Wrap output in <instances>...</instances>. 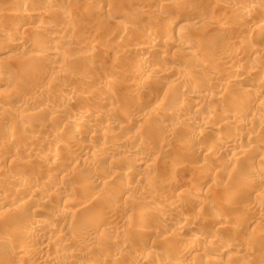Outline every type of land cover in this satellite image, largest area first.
Instances as JSON below:
<instances>
[{"label": "bare ground", "instance_id": "bare-ground-1", "mask_svg": "<svg viewBox=\"0 0 264 264\" xmlns=\"http://www.w3.org/2000/svg\"><path fill=\"white\" fill-rule=\"evenodd\" d=\"M88 2L84 3L88 4ZM234 2H236L235 4L245 5L242 7H235L233 5L229 6V4L228 6H224V10L230 15L231 13L234 14V12L237 13V15L239 16H236L234 18L239 17L242 18L243 21L241 20L242 22H238L234 21L236 19H233V22L231 19H229L226 22L222 23L223 21H220L219 19L218 22H221V24H216V29H213L214 26H210V29H213L214 32V37H211V31L210 38H208L210 35V30H208L209 27L206 31L205 28L200 31L199 27L198 30L200 32H195V37H192L194 39L189 38L187 36L188 32L186 29V27L188 26L184 27V25H180L181 22L178 21L179 17L178 20L173 19L174 12L164 16V13L160 12L162 11L161 9L159 13L157 12L158 14H156L157 18H159L160 20H158V22L155 21V23L152 25H149V22L151 21L144 23L145 20L144 22H136L132 20H137L136 18L138 14H141V17H143V15H146L144 12H140L139 9H133L132 14L134 12L135 16H129V19L132 21H129L130 23L128 24L122 23L121 21L119 22L116 18H114L116 19L114 21H111L109 19L112 22H109L110 26L111 24L113 25L111 26V30L113 27H115L114 29H116L113 30L115 32H112V34L115 35L110 34V27L106 26L104 23L103 24L105 26H98L99 28L97 27V29H99L98 33H101L102 35L104 34L105 36H103L106 38H104V41L102 43L103 48L105 46L104 50L108 55H110V52H114L116 49L117 52L115 53L117 54L113 59H118L119 56L122 55L120 58H123L124 60L121 59L123 60L121 61L119 59L120 63L123 62V64H117L119 65L117 66L114 63V66L116 67L114 68L113 65L111 67L113 69L112 73L115 72L116 74H118L117 76H108L106 78L99 76L98 79L96 78L97 76L95 77L96 79H92L93 77L90 76L91 72L88 74L89 68H86L88 65H92V63L95 62L93 57L94 55H92L93 52L91 49L94 47V45H96L97 42L99 43V41H97L94 36H92L93 38L90 37L91 39L88 38L89 40L87 41H80L81 43H83L82 45L85 44L88 47V50L81 57L80 55H74L73 52H70L71 54H73L71 55L65 51V45L71 38L69 37V39L67 40L66 36L63 35V33L62 35L61 33H58L60 30L63 29L61 31L63 32L70 27V24L67 23V20H71L72 16L66 9H57L58 11H56L55 13L53 12L56 9L55 8L51 13H55L56 16H60L59 18L64 21L66 20V23H63L65 25L67 24V26H58L59 22H61L58 20V22L56 21L58 25L55 26L52 25L53 23L50 25H48L49 23H42L43 21H46L47 18L45 16H38V14L34 12V9H31V11L27 9L28 11H26L17 10V8V12L16 10H14L17 15L14 14L13 16V18L16 19H13V21L11 22V27H8L9 29L7 28L6 30V27L0 25V33L3 34L1 35V37H3L1 39L2 41L0 40V66L2 65V62L7 59H11L12 57H14L13 59L16 61H13V64H15L14 66H12L13 64L7 62L8 60L5 61L6 64L10 66H8V68L11 72V76L9 74L10 79L8 78V75L7 77H5L6 79H8V81L5 78L3 79L4 75L9 71L7 67H4L5 62L3 63L4 65L0 67V84L10 83L11 85H15L21 83L22 85V83L28 82L30 83L29 86L34 88L31 93H29L28 91L29 94H24V98L22 97L23 103L18 104L14 108V111L10 113V115H7L9 104L15 97L13 96V93L10 95L8 90H6L7 95L4 94V89L2 88V90L0 88V90H2V93L4 92V96L0 95V115H2L3 119L13 118V121H17L20 123V125L22 124L24 126L27 125V123L29 124L32 121L36 120L34 122L35 129H47L49 125H46V120H42L43 117L44 119L49 118L50 121H52V119L53 121L56 120L58 124L62 122L64 126V128H62L64 132H55L56 134H53V132L51 133L52 135L49 133V135L51 136L48 137L44 136L38 138L36 136L37 134L35 135L36 137H34L32 136V134L27 135L29 133L24 134L25 132H19L18 134H16L17 132L14 133L16 131L15 130L13 133L12 131L11 133L4 132L7 133L5 135L6 137H4V139L0 138L3 139L2 141H0V147L6 148L12 146L11 144L18 143V141L20 140V142L24 143L25 145L23 146V148H19L16 151L11 149L12 151H14V155H16L17 157H26L27 155L28 157L29 154H32V159L37 161L38 164L40 163L42 167L40 165L39 166L41 168L46 169V173L44 172L43 174H35L36 176L32 175L31 177L28 174V178H22L24 179L23 182H21V184H18L17 187L15 186L16 188L14 187V190L11 191V196L6 194L4 195V191L3 193L0 192V209L6 210L7 213L10 212L8 213L10 214V216L14 215V220L12 218V220L8 219L9 222H11L9 223L8 221H5L6 225L2 224L3 227H1L3 230H1L0 228V264H117L118 261H121V259L123 260V258L118 260L119 257H124V253L126 256V252H128L129 259L132 258L134 260L132 262L134 264H218L216 263V259H218L217 257H221L224 255H227L228 257H226L230 260H228L226 264H251V257L254 258L258 256H260L261 261L260 258H258L259 260H256L259 262L256 263L264 264V248H257L254 244L255 242H257L255 239L254 243L253 241H249L250 244H248L249 242H246L248 246L246 247V249L243 248V250H241L242 248L240 249L239 245L237 246L234 242V239H230V237V240L220 241L221 243L216 240H212L217 239L218 236L221 237L220 231L222 230L216 231L212 234L210 233L211 235H208L209 232L207 231V239L206 233H201L202 228L200 231V228H196L195 225L197 224V220L199 221V219H201L200 213L208 212L209 214L207 215L210 216L211 222H218L221 227H226L227 224V226L230 225V228L234 226L235 228L233 229H236L238 226L240 227V222L242 220H246L245 217H247L248 219L249 216L247 214L251 212L258 217L256 219L257 222L254 224L250 231H256L264 228V197L260 199L257 197L258 193H255L264 190V137H262L264 134V132H262L264 131V45H261V43H264V8L258 10V8L261 7L258 4V0H234ZM180 5L182 6V8L188 7L186 2H182ZM51 10L52 9H50V11ZM253 13L259 14V16L262 18L261 21L257 23L255 22V26L253 23L254 20L251 19V15H253ZM115 14L116 13H114L113 16L117 17V14ZM35 19L36 21H40V24L37 25L36 30L33 29L35 32L33 31V33L31 34L29 33V36L31 35L32 37L28 36L27 38H30V40H27L26 38H23V34H25L26 31V26L28 25V23H30V21H35ZM52 19L50 18V20ZM225 19L227 18L225 17ZM225 19L223 18L222 20ZM232 22L234 24V27L238 25L239 27L242 26V28H239L237 26L240 30H237V32H234L236 31V29L233 30V32L230 29L232 32V37L230 36L231 38L227 39L226 35H228L229 32L224 35L225 37H223L220 33H223L225 26L230 25L229 23ZM190 24L192 25V23ZM230 26H232V24ZM23 27L25 28V31L23 30L24 33L21 35L20 32L21 28ZM251 27L253 28V30L251 29ZM226 28L229 29L232 27L228 26ZM193 29L195 28L193 27ZM228 29L225 30L228 31ZM106 30L108 33L105 32ZM67 32H70V30L68 29ZM206 32L208 35V39H204V35L206 34ZM224 33L226 32L224 31ZM27 34L28 33L26 32L25 35ZM47 35L54 39V41L56 42H53L54 44H45L46 41L48 42L49 40ZM125 40H128L129 44ZM132 41H134V43H132ZM50 42L52 43L51 39ZM71 42L73 43V41ZM97 46L98 45H96V47ZM174 48H178V50H174L175 52L172 53L174 55L172 56V58L174 59H172L168 57L167 53L169 52V49ZM18 50L20 52H25V55H21L23 57L17 56V59V57L15 56L17 55L16 52ZM129 50H134V52H141L139 54L135 52L137 53V55L134 53L136 55H134V58H132V53V59H129L127 58L128 56L125 57L126 53H128ZM4 53H7V55L2 56L1 54ZM156 53L160 55L161 59L164 58V62H167L166 65L163 64L160 57L158 58L157 55V58H155L154 54ZM115 61L116 60H114L113 62ZM126 62L128 64H131L128 70V67H125ZM85 64H87V66ZM128 64L127 66H129ZM124 69L126 71H124ZM205 69L211 70L214 75L208 78L203 77L202 74L204 73L202 72L205 71ZM167 71H170L171 73L175 71L176 73L174 72V75H172V77H169L171 79H168ZM198 73L202 74L198 75ZM12 75L14 76L12 77ZM123 77L125 79H123ZM189 79L196 80V82L194 81L196 83H194V87H196L195 89H191L188 86V88L185 87V85L187 84H185L184 81H189ZM204 79H206L205 83H203ZM182 82L183 84H185L184 87L186 89H183V86L181 84ZM126 83L127 86H125ZM202 83L207 86V88L205 87V89H208L209 87V91H211L210 94H207L205 92L202 93V91H200L203 89H200ZM165 84L167 85L166 87ZM11 85L10 87H12ZM21 85L19 86V89ZM6 86H4V88H7ZM123 86L124 88L127 87L129 92L126 93V90L125 92H121ZM226 86L230 87V93L228 92V87ZM14 88H16V85ZM165 88L167 91L165 90ZM81 89H85L87 91L84 92L85 90L82 91ZM16 90L17 89H15V91ZM144 93L147 95L151 93L150 97L153 98V101L146 100L147 102H143L145 97L142 98V96L144 95ZM228 94H230L231 97H228ZM180 96L182 98H185L183 96H186V98L188 97L190 100H201V98L203 100L204 98L207 99L208 103H210L211 105H216L217 107L211 106L215 108L211 111H203L201 109L194 108L189 113V117L181 118V116H183L182 113H185L182 111L188 107L187 104L189 103V101L187 103L186 101L188 99L186 101L184 100L187 104L182 102V104L180 103L179 106L177 105L176 108H173L172 106L174 104L172 105V103H174V100L176 98L180 99ZM48 99L50 102H52L47 103ZM115 99L119 102V104H116H121L120 106L122 107L117 106L114 103ZM152 102L153 104L154 102L155 104H158V102L159 104L163 103V107L165 106L164 108L162 107L163 111L160 110L161 113H159L158 111V114H156V112H154V114L149 112V110H147L146 108L147 106L152 105ZM76 103H80V105L77 106ZM177 103L179 102L177 101ZM30 104H36V106H34L33 108L29 107L30 109L26 107L28 108V110H26L25 106H30ZM73 104H76L75 107H78L77 109L79 110V113L67 115V110H70ZM123 109H125V112L122 111ZM137 110L141 112V115H138V117H136L137 121L132 127L135 128L136 134H134V136H127V138L125 139L122 138L123 134L122 137H120L121 135L118 136V132L121 134L122 132L126 133L127 131L128 133V131H130L129 129L131 128L132 123L129 122L130 120H128L127 117L129 115H133L132 112L136 114L138 112ZM28 111L29 113L26 114ZM38 118L40 119L38 120ZM17 122L15 124H17ZM225 126L227 128L230 127L229 129H234V131L231 129L232 132L228 133L229 135H226L227 137L224 138L216 136L218 135L216 134L217 132L214 136L212 134V145H209L210 143L207 144L203 142L204 140L202 139H205V130L211 131L216 130V128ZM2 130H4V127ZM179 132L186 133L183 134L182 139L181 136L179 137L176 134ZM40 134V136H42V133ZM224 134L225 133L223 132L222 135ZM82 138H87L88 142L86 144H82ZM179 139L185 140L181 142V140L179 141ZM95 141H97V145L94 146V144L96 143ZM39 142L46 145H51L50 148L48 147L49 145L47 146L49 148V150L47 149V153L33 152V147L38 148V145L40 147L41 143L39 144ZM28 143H31V147L33 149L28 147ZM171 144H173V147L175 146L176 149H174L176 150L178 155L177 157L180 161H190V163L187 164V171L189 169L192 174L190 175V178H197L195 179V182H193V184H191L192 181L180 183L182 179L179 180L178 176L173 177L174 175L170 173L172 168L176 169L175 171L181 168V162L178 164L175 163V165L172 164L170 169H164L165 171L162 170L160 172L161 178H159L157 181L158 183H156L158 185L155 184L157 187L154 185L153 181L151 182L148 179L149 177L147 178L148 175H146V179L145 177L141 179V177L139 176L140 180L136 181L134 180L135 175L133 177L134 179H131L132 175L129 174L132 171L134 172L140 168H143L144 170H147V172H150L156 168L155 163H153V161L148 158V147H168ZM10 148L7 149L8 152L10 151ZM109 151H121L124 152V154H126V156L128 157L135 156L137 158V160H134L133 163H131L132 165L130 167L125 169L122 175V179H120L121 177L119 178L120 180L119 182H117V184L119 183L121 185H119V189L114 185L116 184L114 183L116 182V180L113 182V185L110 183L108 174L104 173V176H101V174L103 173L102 171L104 170L101 169L102 171H100V166L102 167L104 163L102 165L100 161L106 158ZM169 151L171 150H168L167 152ZM8 152L6 154L10 155V153ZM163 154L165 156V153ZM196 156H198V158L203 157V160H205V164H200L203 161L200 162L194 160ZM19 163L20 162H18V164ZM29 163H32V161ZM34 164L35 163H33V165ZM77 164H80V166H78ZM232 165H240L238 174H236L237 176L235 177L237 178V180H235L236 182L231 184L224 193H221L220 196L216 198L217 195L215 194L214 196L215 192H213V186H209L207 188V185H205L208 183L207 179L205 180V177L207 175L206 173H209L206 170H208V168L211 169L212 167L214 168V170L220 168L223 172V170ZM78 167L80 168L78 169ZM97 169L102 172L99 174L101 177L97 175ZM174 169L172 170V172L174 171ZM15 170L18 171V169L16 168ZM75 173H78L79 179H76L78 181L74 180L75 182H73L72 180L78 176H76ZM7 175L8 173L5 174L6 178ZM96 175L98 176L97 179H95ZM3 176H0V178ZM17 176L18 175L13 174L11 176V179L9 177L8 178L10 179V181L13 179V181L11 182H15L14 180L17 178ZM59 178L61 180H64L65 182L71 181L72 183H66L68 184L67 186L65 183V185H61L59 183L57 184L56 179L59 180ZM9 179L7 181H9ZM61 180H59L58 182H60ZM197 180L198 182H196ZM76 182L78 185L80 183V185L77 186ZM107 182L110 183L111 186ZM101 183H103L104 185L107 184L109 187L106 188V190L103 192V195L99 197L98 195H95L98 198L97 199L96 197L91 196L93 193L97 194L94 191L95 188L93 190V188L91 189V187L94 184H97L99 186V184ZM97 185L96 187L98 188ZM166 185H173L174 190L169 189V192V190L167 189V191L163 188ZM50 187H55L53 189L54 192L52 191V193L56 195H53L55 197H53L52 201L48 200V198L52 196V194L49 192ZM161 187L164 190H161ZM154 188H158V190L155 192ZM90 189L91 192L92 190L93 192H90L91 195L90 193L89 195L91 196V198L93 197L97 200L95 203L96 207H99L100 205V209L101 206L110 205V207L108 206L110 210H106L104 208L106 212H102V209L100 210L101 212H99L98 207L95 209L92 205V208L95 209L92 212L94 213V215L91 216L90 213L85 212L86 210L84 211V208H86L85 206L89 205L90 203H88V200L93 202V199L91 200L90 196H88V193L85 192V190L89 192ZM81 192L84 194L86 193L89 199H86L87 196H81ZM134 192L140 193L139 198H135ZM210 192L212 194L211 199H214L215 197V200L208 203L209 201L206 202V200L202 199L200 196L204 193L208 195V193ZM78 194L81 195L79 196ZM98 201L99 205L97 204ZM112 202L114 204H112ZM54 205H61L63 206L62 208H64L63 211L60 210L62 213H57L61 215V221H63L62 219L67 220L68 217L71 216L69 219H72V222L70 221L71 223L67 222L68 220H65L66 223L70 224V226L67 224L69 227H67L65 224L67 228L65 227V229H60V225L58 226V220L56 218L57 216H54L55 214H53V211V215H49L50 213L46 212V207L52 208L54 207ZM117 205L125 207V209L123 207L121 210H123L124 216H126L125 212L129 213V219L125 220V218L124 221H121L120 223L115 220L116 217H114L113 219V217L111 216L113 213L111 212L116 210ZM36 206H40L42 209H39L40 207H37V209ZM196 208L198 209V211L195 210ZM87 210L92 211L89 208ZM195 211H197V213ZM8 214H6L7 216H4L8 217ZM195 214H197V216ZM198 214H200V216H198ZM249 215L251 217V214ZM205 217L206 216H204V218ZM3 218L0 219L2 220ZM58 218H60V216H58ZM17 220L19 222H17ZM186 220L191 222V227L189 226L188 228V225L181 223ZM112 221L113 223H111ZM65 222L63 221V223ZM63 223H61V225ZM250 224L253 225L252 222L244 225L250 226ZM4 226H6L5 229ZM12 226H14L13 231L10 230ZM172 226H178V230H191L190 232H188L190 235L188 239H186L187 242L184 243L186 241L184 240V242L178 249L175 245V235L178 234V231L175 232V230L172 232L170 231L171 233L168 232L170 234V237H168V239H161V236V238L159 237L160 241H158L159 239H156L154 237L155 239H152L154 241H152L153 246H150L151 248L147 250L145 248H147L148 246H143V248L145 247L144 252L142 250V252L140 250L131 251V249H133L131 247V249L129 250L128 247L130 245L128 246L126 242L128 238L125 241L121 239L122 237H120L123 236V234L126 235L128 229H131L132 234L138 238H144V236L147 237V235H150L152 231H154L152 235L158 237L159 234L157 236V233H160L161 230H165V233H167V231L169 230L166 229L172 228ZM199 226L202 227L201 225ZM246 226L244 228H246ZM240 228H237L236 232ZM98 230H102L103 232L101 231L102 233L99 234L97 233ZM200 234H203L204 236L201 237ZM263 235L264 234H261L262 237H264ZM220 237L218 239H220ZM99 238L100 240H106H103L101 242ZM148 239L149 238H147V241H145V243L147 244ZM129 241L131 242V240ZM96 243L98 244L96 245ZM100 243L103 244L98 250L99 246L101 245ZM143 245L145 244L143 243ZM72 246L74 247V250L73 248H71ZM76 246L79 248L81 246L82 248H88V251L92 250V252L89 251L91 252L92 256L93 254L98 256L100 254L104 259H102L101 257L100 259L102 260H100L99 258L94 259V256L92 258L90 257L91 259H86L84 258V256H80L78 255V253L76 254V252H74L76 251ZM115 246H120L121 250L118 251ZM218 246L220 247L217 248ZM114 247V251H118L119 253L114 252L113 254H111ZM95 248L98 250L97 252ZM234 251L240 254L238 256H234ZM253 253H258V256H254ZM232 255L234 256V258L237 257V259L239 257V261L232 259ZM16 259H18V262H15ZM154 260L156 261L155 263ZM252 263L254 264V261Z\"/></svg>", "mask_w": 264, "mask_h": 264}, {"label": "rangeland", "instance_id": "rangeland-1", "mask_svg": "<svg viewBox=\"0 0 264 264\" xmlns=\"http://www.w3.org/2000/svg\"><path fill=\"white\" fill-rule=\"evenodd\" d=\"M34 0H19V1H15V0H0V25L1 26H3V27H6L5 29L7 30V28L9 27H11V22L13 21V19H16V18H13V16H14V14L15 15H17V10H26V11H31V9L33 10L34 9V12H36L37 14H38V16H40V17H43V16H45L47 19H48V21H47V19H46V21H43L42 23H45V24H47V23H49L48 25H50V24H52L53 26H55V25H58V21H61L62 22V24H61V22H59V25L58 26H60V27H62V25H64V26H67V24L65 25L63 22H65L66 23V20L64 21V20H62L61 18H59L60 16H56L55 15V13H56V11H58L57 9H63V10H67V11H69V14H71V16H72V18H71V20L69 19V20H67V23L68 24H70V27H69V25H68V27L69 28H67V30L66 31H63V32H61L62 30H58L59 31V33L58 34H60L61 33V35H62V33H63V35H65L66 36V39L68 40L69 39V37L71 38L70 40H68L67 41V44L65 45V51L66 52H68L69 54H71L72 52H73V54L74 55H80V57L88 50V47H87V45H82L83 43H81V42H84V41H87V40H89V39H91V38H93L92 36H94L95 38H96V40L97 41H99V43L97 42L96 43V41H95V43H96V45H98L97 47H96V45H94V47L91 49L92 50V55H94L93 57H94V61L96 62H94V63H92V65L90 64V65H88L87 66V64H85L87 67L86 68H89L88 69V74L90 73L91 75L90 76H92L93 78L92 79H98V77L99 76H101V77H111V76H117L118 74H116L115 72H113L112 73V71H113V69L111 68L112 67V65H113V67L115 68L116 66H114L115 64L117 65V64H123V62H121L120 63V60L121 59H123V58H120L121 56H119V58L118 59H113L114 58V56H116V54L117 53H115V52H117L116 51V49H115V51L114 52H110V55H108L106 52H105V46H104V48H103V41H104V36L100 33H98V30L99 29H97V27L98 26H109L108 28H109V30L111 31V33L109 32V30H108V32L110 33V34H112V32H115V31H113V30H116V29H114L115 27H113L112 28V30H111V26H113L112 24H111V26H110V23H112L111 21H114V20H118L119 22L121 21L122 23H130L132 20H134V21H136V22H139V21H143L144 22V20H145V22L144 23H146V22H149V21H151V22H149V25H152V24H154L155 23V21H157L158 22V20H160L159 18H157V15L156 14H158L159 13V11H160V9L162 10V11H160V12H163L164 14V16H166V15H169L170 13H173V19H176V20H178V17H179V22H181L180 23V25L182 24V25H184V27L185 26H188V27H186V29H187V32H188V34H187V36L189 37V38H192V37H195V32H200V31H202L204 28H205V31L207 30V28H208V30H210V35H209V37H208V35H207V32H206V34L204 35V39H208V38H210V36H211V31H212V36L211 37H214L213 36V29L215 28V27H217V26H215L216 24L217 25H219V24H221V22H218V20L220 19V21H223L222 23H224V22H226L227 20H229V19H231L232 21H233V19H236V20H234V21H238V22H242L243 21V19L242 18H239V17H237V18H234V17H236V16H239V15H237V13H235L234 12V14L233 13H231V15L228 13V12H226L225 10H224V6H228L229 4V6H231V5H233V6H235V7H242V6H244L245 4H235L236 2H234V0H218V1H216V0H35L34 2H33ZM38 1V2H37ZM41 1V2H40ZM89 1V2H88ZM183 3H185L186 2V4H187V6L188 7H185V8H182V6L180 5L182 2ZM214 3H213V2ZM15 2V3H14ZM21 2V3H20ZM33 2V3H32ZM45 2V3H44ZM49 2V3H48ZM84 2H88V4H85ZM258 4H259V6H261V7H259L258 8V10H261L262 8H264L263 7V4H264V0H258ZM47 3H48V5H47ZM217 3V4H216ZM224 3H226V4H224ZM26 4V5H25ZM49 4H50V7H49ZM52 4V5H51ZM85 4V5H84ZM167 4V5H166ZM177 4V5H176ZM193 4V5H192ZM219 4V5H218ZM20 5V6H19ZM31 5V6H30ZM86 5H88V6H86ZM180 5V6H179ZM191 5V6H190ZM216 5H218V6H216ZM29 6V7H28ZM36 6V7H35ZM56 6V7H55ZM192 6H193V8H192ZM220 6V7H219ZM20 7V8H19ZM38 7V8H37ZM166 7V8H165ZM14 8V9H13ZM16 8H17V10H16ZM30 8V9H29ZM49 8V9H48ZM56 8V9H55ZM67 8H69V9H67ZM90 8H92V9H90ZM182 8V9H181ZM188 8V9H187ZM11 9V10H10ZM28 9V10H27ZM50 9H52L51 11H50ZM53 9H55L54 11H53ZM133 9L134 10H138L139 9V11L140 12H144L146 15L144 16L143 15V13H142V15H143V17H141V14H138V16H137V20H135V19H132V20H130L129 19V16H135V14H134V12H133V14H132V11H133ZM168 9V10H167ZM184 9V10H183ZM222 9H223V11H222ZM14 10H16V12L14 11ZM37 10V11H36ZM71 10V11H70ZM172 10V11H171ZM193 10H195V11H193ZM14 11V12H13ZM55 12V13H51V12ZM48 12V13H47ZM71 12V13H70ZM158 12V13H157ZM114 13H116L115 15L117 16V17H115V16H113L114 15ZM44 14H46V15H44ZM224 14H225V17L227 18V19H225V17H224ZM51 15V16H50ZM112 15V16H111ZM255 15H258V16H255ZM228 16V17H227ZM21 17H22V15H21ZM159 17V16H158ZM230 17V18H229ZM253 17V18H252ZM50 18L52 19V18H54L55 19V22L57 23H55L54 22V19H52L53 20V22H52V20H50ZM58 18V19H57ZM114 18H116V19H114ZM225 19V20H222V19ZM44 19V20H45ZM61 19V20H60ZM111 21H110V20ZM251 19H253L254 20V26H255V22L257 23V22H259V21H261L262 20V18L259 16V14H257V13H253V15H251ZM259 19V20H258ZM230 20V21H231ZM240 20V21H239ZM242 20V21H241ZM253 20H251V21H253ZM69 21V22H68ZM130 21V22H129ZM154 21V22H153ZM233 21V22H234ZM32 22V23H31ZM100 22V23H99ZM106 22V23H105ZM110 22V23H109ZM153 22V23H152ZM233 22L232 23H229L230 25L232 24V26H230V25H226L225 26V29H228V28H226V27H232V28H229L228 29V31L227 30H225L224 29V31L226 32V33H224V31H223V33H220L223 37H225L224 35L225 34H227V32H229L228 33V35H226V37H227V39L229 38H231L232 36V32H233V30H235L236 29V31H234V32H237V30L238 31H240L239 30V28H242V26L241 27H239L238 25H236L235 27H234V24H233ZM238 22H235V23H238ZM10 23V24H9ZM55 23V24H54ZM105 25H104V24ZM190 23H192V25L190 24ZM193 23H195V24H193ZM31 24V25H30ZM40 24V21H36V19H35V21L33 20V21H30V23H28V25L26 26V29L23 27V28H21V35L24 33L23 32V30L25 31V34H26V32L28 33L27 35H25V34H23V38H26L27 40L29 39L30 40V38H27L28 36H29V33L31 34V33H33V31L34 30H36L37 28V25H39ZM61 24V25H60ZM8 25H10V26H8ZM95 27H94V26ZM189 25H190V27H189ZM256 25H258V24H256ZM32 26V27H31ZM57 26V27H58ZM213 27V29L211 30L210 28L211 27ZM239 28H238V27ZM31 27V28H30ZM192 27V28H191ZM193 27L195 28V29H193ZM199 27H200V31L198 30L199 29ZM8 28V29H9ZM29 28H30V30H29ZM70 28H72V29H70ZM74 28V29H73ZM99 28V27H98ZM255 28V27H254ZM34 29V30H33ZM68 29L70 30V32H67L68 31ZM216 29V28H215ZM232 30V32H231V30ZM251 29L253 30V28L251 27ZM31 30H32V32H31ZM107 30L105 31V32H107ZM196 30V31H195ZM29 31V32H28ZM217 31V30H216ZM35 32V31H34ZM67 32V33H66ZM107 32V33H108ZM80 35H79V34ZM73 34V35H72ZM96 36H95V35ZM1 35H3V34H1L0 33V40L3 38V37H1ZM25 35V36H24ZM33 35V34H32ZM68 35V36H67ZM75 35V36H74ZM100 35V36H99ZM112 35H115V34H112ZM31 36V35H30ZM29 36V37H30ZM88 36V37H87ZM103 36V37H102ZM231 36V37H230ZM32 37V36H31ZM47 37L49 38V40H48V42L46 41V43L45 44H54L56 41H54V39H52L51 37H49L48 35H47ZM74 37H76V38H74ZM91 37V38H90ZM208 37V38H207ZM47 38V39H48ZM84 38V39H83ZM85 38H87V39H85ZM89 38V39H88ZM94 38V39H95ZM100 38V39H99ZM50 39H51V41H52V43L50 42ZM73 39V40H72ZM78 39H80V40H78ZM106 39V38H105ZM192 39H194V38H192ZM84 40V41H83ZM2 41V40H1ZM71 41H73V43L71 42ZM81 41V42H80ZM101 41V42H100ZM125 41H127V43L129 42L128 40H125ZM54 42V43H53ZM69 42V43H68ZM77 44H76V43ZM43 43V44H44ZM94 43V44H95ZM132 43H134V41H132ZM69 44V45H68ZM72 44V45H71ZM100 44H101V46H100ZM105 44V43H104ZM129 44V43H128ZM106 45V44H105ZM261 45H264V43L262 44L261 43ZM68 47V48H67ZM80 47H82V48H80ZM84 47V48H83ZM99 47V48H98ZM97 48V49H96ZM0 49H1V47H0ZM3 49V48H2ZM72 49V50H71ZM176 48H174V49H169V52L167 53V55H168V57H170V58H172V56H174L172 53L173 52H175L174 50H175ZM69 50V51H68ZM74 50V51H73ZM91 50H89V51H91ZM117 50H119V49H117ZM176 50H178V48L176 49ZM19 51V50H18ZM16 52L17 53V55L15 56V57H23L24 55H25V52ZM22 51V50H21ZM95 51V52H94ZM97 51V52H96ZM106 53H104V52ZM112 51H113V49H112ZM132 51V52H131ZM71 52V53H70ZM131 52V53H130ZM135 52H137V51H135ZM134 52V50H129L128 51V53H126V56L125 57H127V58H129V59H132V58H134L136 55H137V53L139 54L141 51H138L137 53H135ZM20 53V54H19ZM78 53V54H77ZM88 53H91V52H88ZM133 53V54H132ZM136 55H135V54ZM73 54H71V55H73ZM114 54V55H113ZM120 54V53H119ZM130 54V55H129ZM131 54H132V56H131ZM170 54V55H169ZM175 54V53H174ZM2 56H5V55H7V53L5 54H1ZM21 55H23V56H21ZM108 55V56H107ZM113 55V56H112ZM135 55V56H134ZM156 55H157V57L159 58L160 57V55L158 54V53H156V54H154V56H155V58H157L156 57ZM159 55V56H158ZM18 57H17V59H18ZM132 57V58H131ZM167 57V58H168ZM14 57H12L11 59H7V60H5V61H7V62H9L10 64H13V61L14 62H16L14 59H13ZM99 58V59H98ZM101 58V59H100ZM104 58V59H103ZM116 58V57H115ZM16 59V58H15ZM16 59V60H17ZM106 59H108V60H106ZM112 59V60H111ZM120 59V60H119ZM160 59H161V57H160ZM172 59H174V58H172ZM114 60H116L115 62H113ZM119 60V61H118ZM124 60V59H123ZM123 60H121V61H123ZM4 61V62H5ZM161 61L163 62V64H165L166 65V61L164 62V58H162L161 59ZM4 62H2L1 64V66H3L4 64H5V68L7 67V69L9 70L8 71V73L7 74H5L4 75V77H3V79L5 78V77H7V75H8V78H9V74L11 73L10 72V69L8 68V64H6V62L4 63ZM119 62V63H118ZM4 63V64H3ZM115 63V64H114ZM127 63V62H126ZM125 63V67L127 68V70L129 69V67H130V65L131 64H128L129 66H127V64ZM130 63V62H129ZM110 66H109V65ZM7 65V66H6ZM15 64H13L12 66H14ZM106 67H105V66ZM119 65H117V66H119ZM168 65V64H167ZM0 66V67H1ZM3 67V68H4ZM10 67V66H9ZM82 67H84V66H82ZM98 68V69H97ZM110 68V69H109ZM2 69V68H1ZM6 69V70H7ZM112 69V70H111ZM100 70V71H99ZM107 70V71H106ZM5 71V70H4ZM97 71V72H96ZM105 71V72H104ZM109 71V72H108ZM124 71H126L125 69H124ZM211 70H209V69H205V71H203L202 73H204V74H202V76L203 77H206V78H208V77H211L212 75H214V73H212V71L210 72ZM101 72V73H100ZM173 72V71H172ZM175 72V71H174ZM173 72V73H174ZM167 73H168V76H167V78L168 79H171V78H169L170 76L172 77V75H174L173 73H171L170 71L168 72L167 71ZM176 73V72H175ZM94 74V75H93ZM97 74V75H96ZM201 74H199L198 73V75H201ZM209 74V75H208ZM10 76H11V74H10ZM14 75H12V77H13ZM97 76V77H96ZM96 77V78H95ZM29 78V77H28ZM6 79V78H5ZM10 79V78H9ZM123 79H125L124 77H123ZM195 79V78H194ZM255 79V78H254ZM7 81H8V79H6ZM5 80V81H6ZM188 80V79H187ZM187 80H183L184 81V83L185 84H187V85H185V84H183V82L181 83L182 84V86H183V89H186L185 87H189V88H193V89H195L196 87H194V83L196 82V80H191V79H189V81H187ZM205 80L206 79H204V82L203 83H205ZM195 81V82H194ZM165 82H167V81H165ZM193 82V83H192ZM4 83H7V82H4ZM191 83V84H190ZM202 83V86H200L201 88L200 89H202V90H200V91H202V93L203 92H205V93H207V94H210L211 93V91H209L210 89H209V87H208V89H205V87L207 88V86L205 85V84H203ZM19 84V85H18ZM18 84H15L16 85V88H14L15 87V85L13 84V85H11L10 83L8 84H3V83H1L0 85V88L2 89H4V91H5V93L4 94H6L7 92H6V90H8V92L10 93V95L13 93V96L15 97V98H13V96H12V100H11V102H10V104H9V109H10V111H9V109H8V114L7 115H10V113H12L13 111H14V108L18 105V104H21V103H23V98H24V94L25 95H27V94H29V93H31L32 92V90L34 89V88H32V87H30L29 86V84L30 83H28V82H24V83H22V85H21V83H18ZM193 84V85H192ZM196 84V83H195ZM7 85V86H6ZM10 85L12 86V87H10ZM18 85V86H17ZM21 85V87H20V89H19V86ZM184 85H185V87H184ZM205 85V86H204ZM4 86H6L7 88H4ZM9 86V87H8ZM24 86V87H23ZM125 86H127V83H126V85ZM167 85L165 84V87H166ZM28 87H30L31 88V90H30V88H28ZM187 87V88H188ZM226 87H228V86H226ZM14 88V89H13ZM25 88V89H24ZM2 89V90H3ZM15 89H17L16 91H15ZM22 89V90H21ZM29 89V90H28ZM167 89H169V88H167ZM205 89V90H204ZM2 90H0V95L2 96L3 95V93H2ZM20 90V91H19ZM27 90V91H26ZM82 91H84L85 89H81ZM80 90V91H81ZM125 90H126V93L127 92H129V90L127 89V87L126 88H124V86L122 87V89H121V92H125ZM165 90H166V88H165ZM227 90V89H226ZM16 92V94H15V92ZM22 91H24V92H22ZM28 91H29V93H28ZM87 90H85L84 92H86ZM167 91V90H166ZM207 91V92H206ZM230 91V87H228V92ZM26 92V93H25ZM227 92V91H226ZM8 93V94H9ZM201 93V92H200ZM201 93V94H202ZM213 93V92H212ZM230 93V92H229ZM125 94V93H124ZM143 94V93H142ZM150 94L151 93H149L148 95L147 94H145L144 93V95L142 96V98H144V100H143V102H147V101H153V98H151L150 97ZM7 95V94H6ZM145 95H147V96H145ZM229 96L228 97H231L230 96V94H228ZM4 96V95H3ZM23 97V98H22ZM148 97H150V98H148ZM183 97H185V98H182L181 96H180V99L179 98H176L175 100H177L179 103H177V101H175L174 100V103H172V107L174 108H176L177 107V105L179 106L180 105V103L182 104V102L183 103H188V101H189V103L187 104L188 105V109L186 108L185 110H183L182 112H185V113H182L183 114V116H181V118L183 117H189V113L192 111V109H194V108H198V109H201V110H203V111H211L212 109H215V108H213V107H217L216 105H211L210 103H208V101H207V99H204L203 98V100H205V101H203L202 100V98H201V100L200 99H189L188 97L186 98V96H183ZM147 98V99H146ZM149 99V100H148ZM183 99V100H182ZM188 99V100H187ZM147 100V101H146ZM179 100H181V101H179ZM186 102H185V101ZM115 102V104L117 103V104H119V102L115 99L114 100ZM15 102H17V103H15ZM46 102V101H45ZM50 101H49V99L47 100V103H49ZM52 102V101H51ZM50 102V103H51ZM192 102V103H191ZM25 103V102H24ZM177 103V104H176ZM208 103V104H207ZM77 104V106L78 105H80V103H76ZM76 104H73L72 105V107L70 108V110L68 109L67 110V115H71V114H77V113H79L78 111V107H75L76 106ZM116 104V105H117ZM157 104V103H156ZM155 104V102H154V104H153V102H152V105H149V106H147V110H149V112H151V113H153L154 114V112H156V114H158V111H159V113H161V111L160 110H162L163 111V108L165 107H163V103L161 104H159V102H158V106ZM121 105V104H120ZM120 105H117V106H120ZM155 105V106H154ZM162 105V106H161ZM176 105V106H175ZM34 106H36V104H33V105H31L30 104V106H25V108L26 107H34ZM161 106V107H160ZM211 106H213V107H211ZM74 107V108H73ZM120 107H122V106H120ZM158 107V108H157ZM163 107V108H162ZM171 107V108H172ZM28 108H26V110H28ZM29 108V109H30ZM76 108V109H75ZM207 108V109H206ZM72 109V110H71ZM186 110H188V111H186ZM123 112H125V109H123L122 110ZM138 111V110H137ZM136 111V112H137ZM70 112V113H69ZM29 113V111L26 113V114H28ZM141 112L140 111H138L136 114L134 113V112H132V114L133 115H129L127 118H128V120H130L129 122H131L132 124V126H131V128L129 129L130 131H128V133H127V131H126V133L125 132H122L121 134L118 132L117 133V135L118 136H120V137H122V134H123V137L122 138H127V136H134V134H136V130H135V128H132L133 127V125H135V123H136V121H137V118L136 117H138V115L140 116L141 114H140ZM40 117V116H39ZM5 118V117H4ZM46 118V117H45ZM1 119H3V117H2V115H0V138H3L4 139V137H6L5 135L7 134V133H11V131H12V133L14 132V133H16V134H18L19 132H21V133H24V134H27V133H29V134H27V135H31L32 134V136H34V137H44V136H46V137H48V136H51L52 134L51 133H53V134H56L57 132L58 133H62V132H64V130L62 129V128H64V126H63V123L61 124H58V122L56 121V120H54L53 121V119H52V121H50V119L49 118H47V119H44V117L42 118V120H46L47 121V124L46 125H49L48 127H47V129L45 130H41V129H35V121H32L31 123H27V125H20V123L19 122H17V121H13V118H11V119H3V120H1ZM40 118H38V120H39ZM49 119V120H48ZM11 120V121H10ZM15 120V119H14ZM42 120H41V122H42ZM132 120V121H131ZM6 121V122H5ZM17 122V124H15ZM57 122V123H56ZM33 124V125H32ZM20 125V126H19ZM31 125V126H30ZM58 125H59V127H58ZM3 127H4V130H2L3 129ZM23 127H24V129H23ZM31 127V128H30ZM58 127V128H57ZM229 127V126H228ZM8 128V129H7ZM30 128V129H29ZM222 128H226V129H222ZM230 128V127H229ZM229 128H227L226 126L225 127H220V128H216V130H211V131H209V130H205L204 131V135H205V139L203 138L202 140H204L203 142H205V143H207V144H209V145H212V143H211V137H212V134H213V136L214 135H216V134H218V135H216V136H219V137H222V138H224V137H227L229 134L228 133H231L232 131H231V129H229ZM21 129V130H20ZM23 129V130H22ZM134 129V130H133ZM218 129H221V130H218ZM228 129V130H227ZM7 130V131H6ZM20 130V131H19ZM34 130V131H33ZM38 130V131H37ZM42 132H41V131ZM61 130H63V131H61ZM204 130V129H203ZM224 130V131H223ZM230 130V131H229ZM233 131H234V129H232ZM261 130V129H260ZM2 131V132H1ZM40 131V132H39ZM61 131V132H60ZM132 131V132H131ZM134 131V132H133ZM214 133H213V132ZM220 131V132H219ZM228 131V132H227ZM4 132H7V133H4ZM56 132V133H55ZM217 132V133H216ZM223 132L225 133L224 135H222L223 134ZM227 132V133H226ZM262 132H264V131H262ZM40 133H42V136H40L41 134ZM44 133V134H43ZM49 133L51 134V135H49ZM67 133V132H66ZM69 133V132H68ZM185 132H179V133H176L177 134V136H181V139H182V136H183V134H184ZM216 133V134H215ZM222 133V134H221ZM34 134V135H33ZM37 134V135H36ZM175 134V135H176ZM180 134V135H179ZM186 134V133H185ZM203 134V133H202ZM36 135V136H35ZM227 135V136H226ZM87 137V136H86ZM262 137H264V134H263V136ZM85 138V137H84ZM84 138H82L83 140H82V144H86L87 142H88V139L86 138V139H84ZM187 138V137H186ZM185 138V139H186ZM221 138V139H222ZM3 139H0V141H2ZM37 139V138H36ZM181 139H179V141L181 140ZM185 139H183V140H181V142L182 141H184ZM264 139V138H263ZM86 140V141H85ZM20 140L18 141V143H14V144H11L12 146H10V147H0V176H3V177H1L0 178V192L1 193H3V191L5 192V193H3L4 195L6 194V195H9V196H11V194H12V192L11 191H13L14 190V187L16 186H18V184H21V182H23V180L27 177H29V175H30V177L32 176V175H37V174H43L44 172L46 173V169L45 168H41L42 166H41V164L39 163H37V161H35V160H33L32 159V154H29L28 155V157H27V155H26V157H17L16 155H14L15 153H14V151H16L17 149H19V148H23V146L25 145L24 143H22V142H20ZM96 143L94 144V146L95 145H97V141H95ZM202 142V141H201ZM1 143V142H0ZM41 142H39V144H40ZM90 143V142H89ZM173 143H175V142H173ZM22 146H21V145ZM42 144H43V146H42ZM27 145V144H26ZM30 145V146H29ZM49 144H44V143H41L40 144V147H39V145H38V148H35V147H31V143L29 144L28 143V147L29 148H31V149H33L34 151V153H37V152H46L47 153V151L49 150V148H50V146L51 145H49ZM173 144H171V145H169L170 147H171V149H170V147L168 146V147H159V148H157V147H152L151 148V146L150 147H148L147 149L149 150V151H147V154H148V158L150 159V160H152L153 161V163H155V165H156V168L155 169H153L152 171H150V172H147V170H144L143 168H140V169H138L137 171H132L129 175H132L131 176V179H134L133 177H134V175H135V179L134 180H140L139 178L141 177V179L142 178H144L145 177V179H146V175H148L147 176V178L152 182L153 181V183H154V185L156 184V183H158L157 181H158V179L159 178H161V174H160V172L163 170V171H165V170H168V169H170L171 168V166H172V164H174L175 165V163L176 164H178V163H180L181 162V164H180V167L181 168H179L177 171H175L176 169H174V168H172V170L174 169V171L172 172V170L170 171V173L171 174H173L174 176L173 177H175V176H178L179 178V180H181L182 179V181L180 182V183H185V182H187V181H189V182H191L192 181V183L191 184H193V182H195V179H197V178H190L191 176L190 175H192L191 174V172L189 171V169H188V171H187V164H189L190 163V161H180L179 160V158L177 157L178 155H177V152H176V148H175V146L173 147L172 146ZM16 146H20V147H16ZM49 148H48V147ZM37 147V146H36ZM5 148V149H4ZM8 148H10L9 150V152L7 151V149ZM175 148V149H174ZM1 149H2V153H3V155H2V153H1ZM4 149V150H3ZM14 150V151H12V150ZM48 149V150H47ZM6 150V151H5ZM36 150V151H35ZM39 150V151H38ZM168 150H171L172 151V153H171V151H169V152H167ZM30 151V150H29ZM122 151V150H121ZM121 151H118V152H111V151H109V153L107 154V156H106V158L105 159H103V160H101L100 161V163L103 165V163H104V165L101 167L100 166V171H102L101 169H103L104 171H102V172H100L98 169H97V171H96V173L98 172V174L97 175H99L100 173H102L101 174V176H104L103 174L104 173H106V174H108V176H109V181H110V183L113 185V182L116 180V182H114V183H116V184H114L116 187H118V189H119V183L117 184V182H119V180L120 179H122V175H123V172L125 171V169H127L128 167H130L132 164L131 163H133V161L134 160H137V158L135 157V156H126V154H124V152H121ZM174 151V152H173ZM5 152V153H4ZM10 153V155L9 154H6V153ZM32 152V153H33ZM167 152V153H166ZM176 152V153H175ZM11 153H13V154H11ZM163 153H165V156H164V154ZM174 153V154H173ZM7 157H6V156ZM14 155V156H13ZM164 156V157H162V156ZM124 156H126V157H124ZM161 156V157H160ZM16 157V158H15ZM30 157V158H29ZM123 157V158H122ZM200 157V156H199ZM2 158V159H1ZM12 158H13V160H15V161H13L12 160ZM15 158V159H14ZM110 158H112V159H110ZM197 158V159H196ZM196 158H194V160H197V161H200V162H202V163H200V164H205L204 163V161L205 160H203V157H200V158H198V156H196ZM19 159V160H18ZM114 159H115V161H114ZM158 159V160H157ZM18 160V161H17ZM22 162H21V161ZM27 160V161H26ZM111 160H112V162H111ZM123 160V161H122ZM155 160H157V161H155ZM25 161H26V163H25ZM32 161V163H29V162H31ZM35 161V162H34ZM120 161V162H119ZM155 161V162H154ZM15 162H17V163H15ZM18 162H20L19 164H18ZM22 163H25V164H22ZM33 163H35L34 165H33ZM80 163V162H79ZM15 166H14V165ZM81 164V163H80ZM80 164L78 165V166H80ZM199 164V165H200ZM16 165H17V167H16ZM19 165V166H18ZM37 165H38V167H37ZM41 167H40V166ZM24 166H26V167H24ZM28 166H29V169H28ZM34 166V167H33ZM240 166V165H239ZM239 166H229V167H227V169H225V170H223V172H222V170L220 169V168H218V169H215L214 170V168H212L211 167V169L210 168H208V170H206V171H208L209 173H206L207 175H206V177H205V180L207 179V181H208V183H207V181H206V183L207 184H205V185H207V188L210 186H213L212 187V189H214V191L213 192H215L214 193V196H215V194L217 195V197L216 198H218V196H220V194L221 193H224L228 188H229V186L231 185V184H233V183H235L236 181L235 180H237V178H235L237 175L236 174H238V171H239ZM20 167V168H19ZM22 167V168H21ZM24 167V168H23ZM32 167V168H31ZM168 167V168H167ZM2 168V169H1ZM14 168V169H13ZM15 168L16 169H18V171L17 170H15ZM35 168H36V170H35ZM41 170H40V169ZM80 167H78V169H79ZM201 168V167H200ZM203 168V167H202ZM11 169V170H10ZM28 169V170H27ZM165 169V170H164ZM221 170V172H220V170ZM24 170V171H23ZM32 170H34V171H32ZM211 171V173H210V171ZM17 171V172H16ZM22 171V172H21ZM31 171V172H30ZM42 171V172H41ZM216 171V172H215ZM21 172V173H20ZM35 172H38V173H35ZM76 172H79V171H76ZM219 172V173H218ZM237 172V173H236ZM8 173V175H7V178L9 177L10 179H11V176L14 174H16V175H18L17 176V178L14 180L15 182H11V181H13V179L10 181V179H9V181H7L8 179L6 178V176H5V174H7ZM12 173V174H11ZM32 173H34V174H32ZM137 173V174H136ZM184 173V174H183ZM190 173V174H189ZM11 174V175H10ZM29 174V175H28ZM76 174V176L78 175V173H75ZM74 174V175H75ZM114 174V175H113ZM120 174V175H119ZM209 174V175H208ZM215 174V175H214ZM22 175V176H21ZM35 175V176H36ZM95 176V179H97L98 178V176ZM116 175V176H115ZM119 175V176H118ZM143 175V176H142ZM20 176V177H19ZM100 175H99V177H101ZM140 176V177H139ZM207 176H209V177H207ZM116 177V178H115ZM121 177V178H120ZM124 177H125V175H124ZM7 179V180H5V179ZM22 178H24V179H22ZM75 178V177H74ZM120 178V179H119ZM177 178V177H176ZM3 179V180H2ZM58 179V178H57ZM56 179V181H57V184L59 183V184H61V185H65L66 183H68V184H70V183H72L71 181H64V180H61L60 178H59V180H61L60 182H58L59 180H57ZM76 179H79V175L75 178V179H73L72 181L73 182H75L74 180H76ZM80 179H81V177H80ZM118 179V180H117ZM147 179V180H148ZM5 180V181H4ZM22 180V181H21ZM148 180V181H149ZM178 180V181H179ZM186 180V181H185ZM194 180V181H193ZM204 180V181H205ZM20 181V182H19ZM63 181V182H62ZM76 181H78V180H76ZM80 181V180H79ZM112 181V182H111ZM200 181V180H199ZM8 182V183H7ZM18 182V183H17ZM70 182V183H69ZM196 182H198V180L196 181ZM63 183V184H62ZM65 183V184H64ZM108 183V182H107ZM110 183H108L109 185H110ZM12 184H15V185H12ZM68 184H66V186L68 185ZM76 184H77V182H76ZM4 185V186H3ZM79 185H80V183H79ZM78 184H77V186H79ZM88 185V184H87ZM87 185H86V187H87ZM97 185V184H96ZM96 185L94 184V185H92V187H91V189L93 188V190H94V188H95V193H97V194H92L91 195V193L93 192V190H92V192H91V189H90V191L89 192H87V190H85V192L86 193H88V196H93V197H96L97 195H98V197L99 196H101V195H103V192L106 190V188L107 187H109L107 184V186L106 185H104L103 183H101V184H99V186H98V188L96 187ZM101 185V186H100ZM156 185H158V184H156ZM155 185V186H156ZM84 186V185H83ZM111 186V185H110ZM121 186V185H120ZM168 186H172V187H168ZM166 185L165 187H163L164 189H170V190H174V187H173V185ZM5 187V188H4ZM15 187V188H16ZM81 187V186H80ZM157 187V186H156ZM155 187V188H156ZM55 187H50L49 188V192L52 194V196H50V198H48V200L49 201H52V199H53V197H55V196H53V195H56V194H53L52 193V191L54 192V189ZM85 188V187H84ZM88 188H90V187H88ZM97 188V189H96ZM154 188V189H155ZM162 188V187H161ZM161 189V190H164V189ZM3 189V190H2ZM52 189V190H51ZM89 190V189H88ZM158 190V188L157 189H155V192ZM167 190V191H168ZM170 190H169V192H170ZM261 190V189H260ZM259 191V190H258ZM91 192V193H90ZM138 192V191H137ZM84 194V193H82L81 192V194H78L79 196L81 195V196H83V197H86L87 196V194ZM89 193H90V195H89ZM135 194V198H139V195H140V193H136V192H134ZM258 196V198H262V197H264V190H261V191H259V192H255ZM255 194V195H256ZM85 195V196H84ZM96 195V196H95ZM211 192L210 193H208V195L206 194V193H204V194H202L200 197L202 198V199H204V200H206V202H208V203H210V202H212V201H214L215 200V197H214V199L212 198L211 199ZM88 196L86 197V199L88 200L89 198H88ZM91 196H90V199L92 200L93 199V202L92 201H89L88 200V203H89V205H86L85 207L86 208H84V211L86 212V213H90L91 214V216L92 215H94V213H92L93 212V210H95L97 207H96V198L94 199L93 197L91 198ZM210 197V198H209ZM80 198V197H79ZM82 198V197H81ZM72 199V198H71ZM98 199V198H97ZM73 200V199H72ZM211 200V201H210ZM91 203H93V204H91ZM99 203V201L97 202V204ZM91 204V205H90ZM112 204H114L113 202H112ZM111 204V205H112ZM92 205H93V208H95V209H93L92 208ZM99 205V204H98ZM55 206H57V207H55ZM106 205H104V206H101V208L99 209V207H100V205H99V207H98V209H99V212H106V210H110L109 208H108V206L110 207V205H108V206H106ZM118 206H120V205H117V207ZM37 207H40V206H36V208ZM60 207V208H59ZM63 206H61V205H54V207H52V208H48V207H46L45 208V210H47L46 212L47 213H50L49 215H51L52 214V211H53V214H55L54 216L57 218V220H58V226L60 225V229L62 228V229H65V227L67 226V227H69L70 226V224H68V223H66L65 222V220L66 219H62L65 223H63V221H61V215H59V214H57V213H60L61 211H63V209L64 208H62ZM89 209H91L92 211H88L87 209L88 208ZM117 207H116V210H114V211H110L111 213H113L114 214V216H113V214L111 215L112 217H113V219H114V217H116L115 218V220L118 222V223H120L121 221H124V219L125 220H127V219H129L130 217H129V213H127V212H125V215L126 216H124V212H123V210H121L123 207L122 206H120V207H118V209H117ZM106 210H105V209ZM38 209V208H37ZM39 209H42L41 207L39 208ZM102 209V210H101ZM104 209V210H103ZM124 209H125V207H124ZM4 209H0V211L2 212ZM22 210V209H21ZM51 212H50V211ZM61 210V211H60ZM101 210V211H100ZM121 210V211H120ZM195 210H197L198 211V209L196 208ZM56 211V212H55ZM59 211V212H58ZM197 211H195L196 213H197ZM1 212H0V218H3L2 220H4L5 219V217L7 216L6 214H8V213H10V212H6V210H4L3 212H2V215H1ZM5 212V213H4ZM55 212V213H54ZM95 212V211H94ZM96 212H97V210H96ZM95 212V213H96ZM108 212V211H107ZM115 212V213H114ZM62 213V212H61ZM200 213V212H199ZM52 214V215H53ZM57 214V215H56ZM89 214V215H90ZM123 214V215H122ZM201 214V219H199V221H201V222H199L198 220H197V224H195L196 225V228H200L199 230L201 231V228H202V232L201 233H206V237H207V239H208V235H211L212 233H214V232H216V231H220V230H222V231H220L221 232V234H220V232H219V234L221 235V237L220 236H218V238L220 237V239H212V240H216V241H218V242H220V241H227V240H230V239H234V242L236 243V245L238 246L239 245V248L241 249V250H243V248L244 249H246V247L248 246V244H250V242H252L253 241V243L255 242V240L257 241V242H255L254 244H255V246L257 247V248H264V237H262L261 236V234H264V228H262V229H259V230H256V231H250L251 229H252V227L254 226V224L257 222V217L258 216H255V214L254 213H251V212H249L247 215L250 217V215L249 214H251V217H253V218H249L248 217V219H247V217H245V219L246 220H242L241 222H240V227L238 226L237 228H240L237 232H236V230H237V228L236 229H233V228H235L234 226L232 227V228H230V225H228L227 226V224H226V227H221L219 224H218V222H211V218H210V216L209 215H207V214H209L208 212H201L200 213ZM200 214H198V216H200ZM254 214V215H253ZM4 215H6V216H4ZM31 215V214H30ZM196 216H197V214H195ZM202 215H204V216H206L205 218H204V216H202ZM253 215V216H252ZM32 216V215H31ZM58 216H60V218H58ZM8 217H10V218H8ZM8 217H6V219L4 220V221H2L1 219H0V228L1 227H3L2 226V224L3 225H6V223H5V221L7 222H9V220L12 218L13 220H14V215H11L10 216V214H8ZM71 217V216H70ZM70 217H68V221L67 222H70L71 220H69L70 219ZM128 217V218H127ZM208 217V218H207ZM256 217V218H255ZM16 218V217H15ZM204 218V219H203ZM9 219V220H8ZM11 219V220H12ZM208 219H210V220H208ZM60 220V221H59ZM114 220V221H115ZM204 220V221H203ZM208 220V221H207ZM258 220H259V218H258ZM115 221V222H116ZM130 221V220H129ZM4 222V223H3ZM11 222V221H10ZM9 222V223H10ZM17 222H19L18 220H17ZM17 222H15V223H17ZM72 222V221H71ZM70 222V223H71ZM253 223V225H251L250 224V226H246V225H244V224H247V223ZM60 223V224H59ZM61 223H63L62 225H61ZM110 223V222H109ZM111 223H113V221L111 222ZM175 223V222H174ZM181 223H183V224H186V225H188V228H189V226L191 227V222H189L188 220H186V221H183V222H181ZM201 223V224H200ZM65 224H66V226H65ZM69 226H68V225ZM15 225V224H14ZM107 225H108V223H107ZM110 225V224H109ZM172 225H174V224H172ZM179 225V224H178ZM199 225H201L202 227H200ZM244 225V226H243ZM64 228H63V227ZM246 226V228H244ZM5 227L6 226H4V229H5ZM66 227V228H67ZM107 227V226H106ZM178 226H172V228H167L166 230H169V231H167V233H165L166 231L165 230H161L160 231V233H157V236H158V234H159V236L158 237H156V236H154V235H152L153 234V232L154 231H152V233L150 234V235H147V237L146 236H144V238L143 237H135L133 234H132V230L131 229H128L127 230V232H126V235H124L123 234V236H120V237H122L121 239H123V240H127V238H128V240L126 241L127 242V245L129 246L128 248H129V250L131 249V248H133V249H131V251H143L144 252V248L146 247V246H148L147 248H145L146 250L147 249H150L151 247L150 246H153V240L152 239H159L158 241H160V238H161V236H162V238L161 239H168V237H170V234L169 233H171L172 231H174L175 230V232L176 231H178L177 233L178 234H176L175 235V238H176V240H175V245H176V248L178 249L181 245H182V243L184 242V240H186V239H188V237H189V233L188 232H190L191 230H189V231H187V230H178V228H177ZM204 227V228H203ZM220 227V228H219ZM14 228V226H12V228H10V230H14L13 229ZM164 228H166V227H164ZM227 229V230H224V229ZM231 230H230V229ZM219 229V230H218ZM229 229V230H228ZM1 230H3L2 228H1ZM232 230H235V231H232ZM100 231V232H99ZM102 230H98L97 231V233H102L101 232ZM162 231H164V232H162ZM171 231V232H170ZM195 231H196V229H195ZM194 231V232H195ZM205 231V232H204ZM209 232V234H208V232ZM259 231V232H258ZM169 232V233H168ZM180 232V233H179ZM235 234H234V233ZM252 232V233H251ZM257 232V233H256ZM261 232V233H260ZM263 232V233H262ZM96 233V234H97ZM164 235H162V234ZM211 233V234H210ZM226 233V234H225ZM236 233H237V235H236ZM208 234V235H207ZM259 234V235H258ZM201 235V237H203L204 235L203 234H200ZM235 235V236H234ZM253 235H254V238H253ZM128 236V237H127ZM132 236V237H131ZM177 236V237H176ZM226 236V237H225ZM259 236H260V238H259ZM264 236V235H263ZM119 237V238H120ZM123 237H126V238H123ZM155 237V238H154ZM160 237V238H159ZM228 237V238H227ZM229 237H230V239H229ZM256 237H258V238H256ZM101 238V237H100ZM100 238H99V240H100ZM130 238V239H129ZM147 238H149L148 239V244L147 243H145V241H147L146 239ZM223 240H222V239ZM250 238V239H249ZM120 239V240H121ZM170 239V238H169ZM210 239V238H209ZM253 239V240H252ZM255 239V240H254ZM104 239H102V240H100L101 242L103 241ZM106 240V239H105ZM104 240V241H105ZM109 240V239H108ZM122 240V241H123ZM129 240H131V242L129 241ZM143 240V241H142ZM211 240V239H210ZM236 240V241H235ZM260 242H259V241ZM261 240H262V242H261ZM100 241H98V242H100ZM128 241H129V243H128ZM153 241V242H152ZM238 241V242H237ZM240 241V242H239ZM250 241V242H249ZM111 242V241H110ZM187 242V240L184 242V243H186ZM206 242V241H205ZM248 244H247V243ZM142 245H141V244ZM143 243L145 244V245H143ZM221 243V242H220ZM219 243V244H220ZM247 244V245H245V244ZM98 243H96V245H97ZM101 244V243H100ZM99 244V245H100ZM103 244V243H102ZM102 244L99 246V248H98V250L101 248V246H102ZM147 244V245H146ZM218 244V245H219ZM133 245V246H132ZM242 245V246H241ZM78 246H80V245H78ZM141 246V247H140ZM143 246H145L144 248H143ZM241 246V247H240ZM77 247V246H76ZM116 247V249L118 250V251H120L121 250V248H120V246H115ZM115 247H114V249L112 250V252H111V254H113L114 252L115 253H117L116 251H114L115 250ZM131 247V248H130ZM220 246H218L217 248H219ZM71 248H73V250H74V247L72 246ZM79 247H77V248H75L76 249V251H74V252H76V254L78 253V255H80V256H84V258H92L93 256V258L94 259H100V257L102 258L103 256H101L100 254H99V256L98 255H95V254H93V256L91 255V252H92V250H89V251H91V252H89L87 249L88 248H82V246L78 249ZM135 248H137V249H135ZM139 248V249H138ZM78 249V250H77ZM86 249V250H85ZM90 249V248H89ZM95 250H96V252L98 251L96 248H95ZM145 250V251H146ZM87 251V252H86ZM141 251V252H142ZM90 254H89V253ZM235 253H233V255L234 256H238L239 254L236 252V251H234ZM88 253V254H87ZM119 253V252H118ZM82 254H84V255H82ZM126 256H125V253H124V257H119V259L118 260H120L121 258H123V260L121 259V261H118V263L117 264H134V263H132L134 260L132 259V261H131V259H129V255H128V252H126ZM91 255V256H90ZM232 255V259H234V260H238L239 261V257H238V259H237V257L236 258H234V256ZM253 255L254 256H258V253H256V254H254L253 253ZM252 255V256H253ZM227 255H224V256H221V257H217L218 259H216V263H225L226 264V262L229 260V258H227L226 257ZM90 258V259H91ZM258 258H260V256H258V257H251V264H253L252 262L254 261V264H257L259 261H257L256 259H258ZM102 259H104V258H102ZM102 259H100V260H102ZM253 259V260H252ZM99 260V261H100ZM256 260V261H255ZM259 260V259H258ZM18 262V259H16L15 260V262ZM151 261V260H150ZM230 261V260H229ZM260 261H261V258H260ZM20 262H22V261H20ZM152 262V261H151ZM156 261L154 260V263H155ZM257 262V263H256ZM215 264V263H214Z\"/></svg>", "mask_w": 264, "mask_h": 264}]
</instances>
